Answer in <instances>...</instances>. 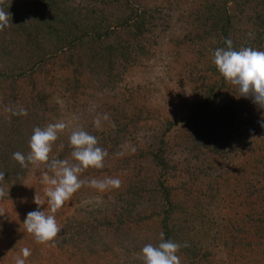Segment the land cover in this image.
I'll return each instance as SVG.
<instances>
[{"label":"rangeland","instance_id":"rangeland-1","mask_svg":"<svg viewBox=\"0 0 264 264\" xmlns=\"http://www.w3.org/2000/svg\"><path fill=\"white\" fill-rule=\"evenodd\" d=\"M2 6L12 25L0 31V264L25 247L26 264H142V247L161 232L187 243L181 264H264V109L212 61L226 39L264 50V0ZM16 105L27 116L4 111ZM59 120L69 128L50 157L71 159L68 137L82 127L109 155L81 179L122 183L82 186L55 214L59 236L39 244L23 221L35 193L47 199L44 166L21 168L12 156L29 152L35 127Z\"/></svg>","mask_w":264,"mask_h":264},{"label":"clouds","instance_id":"clouds-1","mask_svg":"<svg viewBox=\"0 0 264 264\" xmlns=\"http://www.w3.org/2000/svg\"><path fill=\"white\" fill-rule=\"evenodd\" d=\"M3 3L4 0H0V31L12 25V14L2 6ZM224 43L226 47H218L212 52V61L218 72L226 82L237 87L239 97L251 98L254 104L264 109V50L252 47L237 49L231 39H226ZM4 111L13 116L28 114L27 109L21 105L5 106ZM109 119L107 114L102 117L97 115L93 124L100 129L102 121ZM260 126L264 128V123ZM68 128L69 123L64 120L48 123L43 128L35 127L29 139V152L24 154L17 151L12 156L21 168H27L29 164L44 166L41 183L46 186L44 194L47 199L35 193L33 202L37 207L28 212L23 221L26 232L39 244H49L59 236L62 228L55 214L82 186L87 184L105 191L118 189L122 183L119 178L113 177L81 179V174L88 168L102 169L109 155L106 149L99 146L97 137L82 127H73L68 137L71 159L50 157L53 144ZM4 182L5 172L0 171V198L8 194L3 187ZM182 247H188L187 243L181 245L171 239L166 240L161 232L159 242L146 243L138 254V259L142 264H181L178 253ZM31 254L29 248H22L21 254L15 258V264H26Z\"/></svg>","mask_w":264,"mask_h":264}]
</instances>
